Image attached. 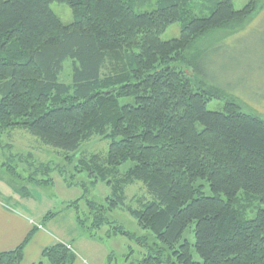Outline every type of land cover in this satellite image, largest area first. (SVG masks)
I'll list each match as a JSON object with an SVG mask.
<instances>
[{
  "label": "trees",
  "instance_id": "16d2710c",
  "mask_svg": "<svg viewBox=\"0 0 264 264\" xmlns=\"http://www.w3.org/2000/svg\"><path fill=\"white\" fill-rule=\"evenodd\" d=\"M205 1L0 0V128L24 129L65 153L93 137L108 140L106 156L89 160L106 183L119 184L111 178L132 162L123 181L142 183L148 197L126 209L172 255L146 253L137 264H264V209L246 219L238 205L239 193L264 203V119L194 75L203 55L195 43L218 30L240 29L258 11V0L238 11L232 0L210 8ZM54 2L75 12L70 25L52 13ZM200 4L208 16L194 15ZM175 22L179 37L161 41ZM67 60L71 76L63 83ZM213 99L224 100L221 111L206 109ZM118 188L119 202H87L89 226V217H77L88 238L108 224L106 209L125 208ZM191 225L201 262L183 238ZM107 233L134 238L116 227ZM30 236L0 252V264H22ZM145 242L137 240L141 247ZM75 259L68 245L56 242L35 264Z\"/></svg>",
  "mask_w": 264,
  "mask_h": 264
},
{
  "label": "rangeland",
  "instance_id": "374dc122",
  "mask_svg": "<svg viewBox=\"0 0 264 264\" xmlns=\"http://www.w3.org/2000/svg\"><path fill=\"white\" fill-rule=\"evenodd\" d=\"M207 0L203 4L212 7ZM251 0H232L235 10L243 9ZM258 11L243 23L240 29L229 32L218 30L201 37L195 43L200 56L199 68L195 77L206 86H214L236 101L246 113L264 119V0H258ZM50 10L65 26L74 21L75 12L65 4L51 3ZM194 15L208 16V9L201 4L193 8ZM180 23L170 25L160 36L161 41L177 39ZM71 61L64 62L59 81L69 83ZM224 100H210L206 104L208 111H221ZM109 141L93 137L72 151L61 150L43 144L37 137L20 128H0V204L21 212H29L46 231H50L70 245L74 251L91 264H137L146 253L160 251L166 259L171 251L159 244L148 232L142 230L127 208H138L139 202L148 197L142 183H125L123 173L133 163L126 161L117 168L111 181L120 180L119 184L106 183L98 179V174L90 165L91 156H106ZM84 161V162H82ZM123 182V183H121ZM124 194L125 208L118 205L106 209L103 216L108 224L96 231L93 241L84 229L77 224V217L86 219L91 224L87 202H94L107 207L110 200L119 202L114 194L116 189ZM205 196L211 192L207 183L201 182ZM142 198V199H141ZM140 199V200H139ZM74 202H78L75 209ZM238 205L246 219H252L258 208L264 209V203L254 199L247 200L239 193ZM86 224V223H85ZM113 227L131 234L129 239L122 235H109ZM191 225L183 235L191 246L193 260L201 262L193 245L195 242ZM86 233V234H85ZM145 237L141 247L137 240ZM152 249V251H151ZM172 258V255H171Z\"/></svg>",
  "mask_w": 264,
  "mask_h": 264
},
{
  "label": "crops",
  "instance_id": "0c3cea01",
  "mask_svg": "<svg viewBox=\"0 0 264 264\" xmlns=\"http://www.w3.org/2000/svg\"><path fill=\"white\" fill-rule=\"evenodd\" d=\"M39 224L29 212L16 211L0 204V252L14 250L31 234L24 247L22 264H35L45 247L56 242L66 244ZM88 241L91 242L93 239L89 238ZM68 246L73 250L70 245ZM74 253L76 259L73 264H91L81 257L78 251Z\"/></svg>",
  "mask_w": 264,
  "mask_h": 264
}]
</instances>
